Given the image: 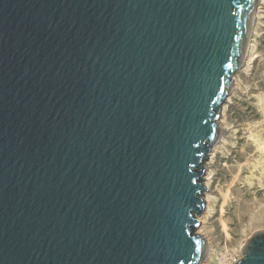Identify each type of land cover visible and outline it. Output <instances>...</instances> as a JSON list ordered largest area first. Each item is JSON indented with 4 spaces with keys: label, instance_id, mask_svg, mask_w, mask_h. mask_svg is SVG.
Here are the masks:
<instances>
[{
    "label": "water",
    "instance_id": "obj_1",
    "mask_svg": "<svg viewBox=\"0 0 264 264\" xmlns=\"http://www.w3.org/2000/svg\"><path fill=\"white\" fill-rule=\"evenodd\" d=\"M254 2L0 0V264L202 263Z\"/></svg>",
    "mask_w": 264,
    "mask_h": 264
},
{
    "label": "rangeland",
    "instance_id": "obj_2",
    "mask_svg": "<svg viewBox=\"0 0 264 264\" xmlns=\"http://www.w3.org/2000/svg\"><path fill=\"white\" fill-rule=\"evenodd\" d=\"M261 6L264 11V0ZM252 27L250 44L258 62L235 72L228 95L235 105L220 110L219 117L225 114L227 125L222 126L231 133L219 134L212 146L215 200L203 224L206 253L201 264H233L247 240L264 231V17Z\"/></svg>",
    "mask_w": 264,
    "mask_h": 264
},
{
    "label": "bare ground",
    "instance_id": "obj_3",
    "mask_svg": "<svg viewBox=\"0 0 264 264\" xmlns=\"http://www.w3.org/2000/svg\"><path fill=\"white\" fill-rule=\"evenodd\" d=\"M262 3H263V0H258V3H257V6L255 8V4H256V0L254 2V5H253V10H252V13H251V18H250V23H249V28H248V35H247V41H246V44H245V49L243 51V54H242V57H241V62H240V65H239V69L242 67V70L244 71H247L251 65L253 64H256L255 61H256V57L257 56H254V53H253V46L250 44V38H249V35H250V32H251V28L253 30V27L256 22H259L263 17H264V11L262 10ZM252 23V24H251ZM251 27V28H250ZM249 39V40H248ZM237 77L236 74L233 75V82H235V78ZM234 84V83H233ZM234 106L235 104L233 103L231 97H228L225 99V101L223 102V105L221 107V112H224L226 108H228V106ZM220 112V113H221ZM222 117V116H220ZM223 117L224 119L222 118L221 120L218 119L217 121V124H218V136L219 134H229L231 133L230 129L226 126H222V125H227L226 124V117H225V114H223ZM242 130V129H241ZM246 131V130H245ZM217 136V138H218ZM216 142V141H215ZM214 142V143H215ZM215 145V144H213ZM212 145V146H213ZM212 150V151H211ZM211 150H210V154H208V157H207V160L205 161L206 163L204 164L205 166H203V169H204V183H203V186L205 188V190L203 191V200L205 202V208H204V211L203 213L201 214V216L198 218L200 220V226L198 227L197 229V234H199L201 237H202V231H203V224H204V220L206 218H210L211 215H212V208H211V205H212V202L214 203V200H215V190H212V187L210 186V182H211V175H212V164L214 162V159H215V155H214V147L212 149L211 147ZM206 253V252H205Z\"/></svg>",
    "mask_w": 264,
    "mask_h": 264
},
{
    "label": "built area",
    "instance_id": "obj_4",
    "mask_svg": "<svg viewBox=\"0 0 264 264\" xmlns=\"http://www.w3.org/2000/svg\"><path fill=\"white\" fill-rule=\"evenodd\" d=\"M238 261V260H237ZM237 261H233L234 263L233 264H235Z\"/></svg>",
    "mask_w": 264,
    "mask_h": 264
}]
</instances>
